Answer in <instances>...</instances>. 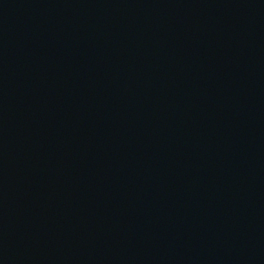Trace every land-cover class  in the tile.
Listing matches in <instances>:
<instances>
[{"label": "water", "instance_id": "obj_1", "mask_svg": "<svg viewBox=\"0 0 264 264\" xmlns=\"http://www.w3.org/2000/svg\"><path fill=\"white\" fill-rule=\"evenodd\" d=\"M0 264H264V0H0Z\"/></svg>", "mask_w": 264, "mask_h": 264}]
</instances>
